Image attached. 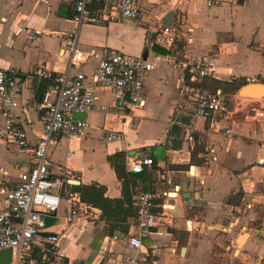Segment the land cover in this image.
<instances>
[{
  "label": "crops",
  "instance_id": "crops-1",
  "mask_svg": "<svg viewBox=\"0 0 264 264\" xmlns=\"http://www.w3.org/2000/svg\"><path fill=\"white\" fill-rule=\"evenodd\" d=\"M206 1L183 0L179 10L165 0H136L140 14L126 22L97 19L101 5L94 4L89 11L95 20L78 25L74 0H0V69L16 79L11 115L29 147L42 133L37 104L43 92L66 71L90 75L97 67L91 51L114 49L154 64L143 81V107L118 109L109 90L88 84L95 99L84 114L85 135L56 137L48 146V167L61 183L62 199L31 246V258H40L48 235H57L59 250L76 264H120L123 255L134 254L126 237L135 213L126 220V232L110 231L100 210L83 203L77 191L95 185L106 198L120 199L121 184L107 157L123 152L132 199L155 192L157 204L166 205L167 216L159 217L138 253L149 264H264V93L258 99L237 94L248 83L264 86V0ZM170 12V25H164ZM163 26L179 31L173 45L160 35ZM31 30L41 33L32 41ZM59 32L75 34L72 56L61 48ZM202 55L214 57L215 74L192 83L178 63ZM36 69L49 76L37 77ZM227 83L239 86L232 90ZM197 90L219 94L229 113L195 117ZM188 127L195 131L192 143L185 137ZM108 132L118 138L106 141ZM139 157L151 158L153 165L129 172L128 162ZM29 166L28 154H17L0 130V206L3 192ZM71 195L88 211L69 222Z\"/></svg>",
  "mask_w": 264,
  "mask_h": 264
},
{
  "label": "built area",
  "instance_id": "built-area-1",
  "mask_svg": "<svg viewBox=\"0 0 264 264\" xmlns=\"http://www.w3.org/2000/svg\"><path fill=\"white\" fill-rule=\"evenodd\" d=\"M173 9H181L183 0H165ZM98 4L97 19L113 22H126L138 18L139 8L136 0H74V21L79 25L83 21H93L89 7ZM207 5L218 4L208 0ZM160 35L165 36L168 44L173 45L180 37L179 31L170 26H163ZM39 31L27 33L29 40L40 35ZM62 49L71 56L76 53L75 34L56 33ZM191 43V37L186 38ZM89 56L97 59V67L90 75L82 73L69 75L68 71L53 78L51 85L43 92L37 110L42 113V133L38 142L28 146L26 133L15 127L11 110L17 107L18 93L16 79L12 72L0 69V115L2 117L1 135L8 139L17 154H28L30 166L20 172L16 185L3 192L0 206V250L9 249V264H76L64 256L57 246V235H48L40 245V258L30 256V249L35 244L44 227L45 218L53 215L61 202V183L53 179L47 161L48 146L56 137L79 139L86 133L88 124L84 119L75 118L76 114L89 112L94 103L91 86L109 90L118 109H138L144 106L142 97L143 81L154 64L144 57H135L114 49H105ZM192 83H202L215 74V59L212 55H202L195 59H185L178 63ZM36 75L47 78L46 71L36 69ZM195 117L214 118L229 113L219 94L201 90L195 91L193 98ZM194 129L188 127L185 137L189 143L194 140ZM230 133V129L225 130ZM118 138L115 132L105 133L104 139L112 141ZM149 157H139L128 162V171L140 173L144 167H151ZM2 170V169H0ZM159 193L139 192L133 197L134 217L126 237V245L134 254L120 258V264H149L139 256L142 241L147 238L157 225L160 216H167L166 205L157 204ZM71 207L67 212L68 221L86 215V207H81L74 196H70ZM160 207L161 211L157 212ZM83 208V209H82ZM151 264V263H150Z\"/></svg>",
  "mask_w": 264,
  "mask_h": 264
},
{
  "label": "trees",
  "instance_id": "trees-1",
  "mask_svg": "<svg viewBox=\"0 0 264 264\" xmlns=\"http://www.w3.org/2000/svg\"><path fill=\"white\" fill-rule=\"evenodd\" d=\"M47 82L49 83L50 81ZM226 86L231 89H236L239 84H235L232 87L231 84L227 83ZM174 132H176V129H171L170 134ZM107 162L113 169L116 178L120 181V199L111 200L106 198L104 196V188L96 187L95 185L78 187L77 191L83 203L100 210V217L110 226V231H112L114 227L119 228L121 232L124 233L127 230V218L134 215L132 194L125 174L124 153H114L107 157ZM232 201L233 200H229V202Z\"/></svg>",
  "mask_w": 264,
  "mask_h": 264
},
{
  "label": "water",
  "instance_id": "water-1",
  "mask_svg": "<svg viewBox=\"0 0 264 264\" xmlns=\"http://www.w3.org/2000/svg\"><path fill=\"white\" fill-rule=\"evenodd\" d=\"M173 12H170L163 20L164 25H170L171 17ZM264 93V86L254 83L245 84L238 91V96L242 98H254L258 99ZM75 118L83 119L84 114H76ZM68 183L71 185H78L79 182L75 180H68ZM50 218H45L47 222ZM243 239L240 240L242 242ZM11 261V253L9 249L0 250V264H9Z\"/></svg>",
  "mask_w": 264,
  "mask_h": 264
},
{
  "label": "bare ground",
  "instance_id": "bare-ground-1",
  "mask_svg": "<svg viewBox=\"0 0 264 264\" xmlns=\"http://www.w3.org/2000/svg\"><path fill=\"white\" fill-rule=\"evenodd\" d=\"M240 243V242H239Z\"/></svg>",
  "mask_w": 264,
  "mask_h": 264
}]
</instances>
